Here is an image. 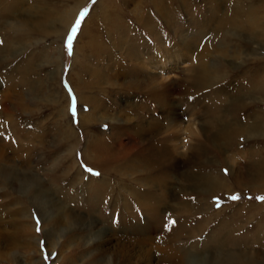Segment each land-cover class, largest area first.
Returning a JSON list of instances; mask_svg holds the SVG:
<instances>
[{"label":"rangeland","instance_id":"obj_1","mask_svg":"<svg viewBox=\"0 0 264 264\" xmlns=\"http://www.w3.org/2000/svg\"><path fill=\"white\" fill-rule=\"evenodd\" d=\"M14 1L18 4L11 8L12 0H0V18L8 16L11 9V15L2 20L6 22V27L2 25L0 19V49L5 47L6 41L13 43V52L11 51L5 61H0V158L6 159L5 163L7 162L9 166H12L11 168L15 169L14 171L20 176L18 178L20 181H22L21 177L27 176L31 177L34 183L30 184V190L25 193L26 191L17 189L18 179H16L17 186L9 184L6 186L1 183L0 178V264H106L107 262V264H114L113 250L118 247L126 250L129 246L133 247L132 244L137 247L141 255L126 264H168L165 261L166 258L170 256H173V259L176 256L178 258L183 249L187 250V254H191V263L194 258H202L205 261L203 264H213L211 260H214L217 254L215 246L219 240L220 243L223 240L228 243L221 254L231 252L257 256L259 264H264V201L257 199V197H264V187L258 185H264V180L255 181L258 183L255 186L258 187L256 190L251 188V181H249L259 174L258 170L261 167H264V138L238 135L227 144L226 141L217 138L219 125L241 123L239 125L244 127L252 123L253 116H264V102L257 105L251 103L250 100L257 96L258 91L248 100L246 99L248 96H244L249 95V90L254 88L255 85L251 83L255 79L258 80L259 85L262 84V77L250 79L254 76V70L260 71L263 68L264 53L260 56L263 57L262 63L256 60L258 57L251 55L255 52L257 45L261 46L264 43V38L254 39L251 38L252 35L241 33V31H236V35L233 33L231 35L229 32L225 37L221 30L216 36L217 24L213 17L210 19L212 9L208 8H213V6L209 3L207 5V2L203 0H171L173 3L167 0L166 16L163 19L158 12L159 4L156 0H125L126 3L120 4L119 9L121 10H118V14H122L125 30L128 31V28H131V32H125L128 38L132 37L138 50V46H141V57L149 56L151 61L166 65L171 53L177 54V50L187 53V62L184 65L183 63L171 64L167 72L162 71L164 67L156 69V72L158 71V74H155L156 81H159L155 83L158 88L169 84L173 86L170 98L173 96L171 100L172 104L174 102L175 109L173 111L172 107L164 106L161 98H156L154 102L149 100L146 87L152 83H149L151 78L148 79V76H152L153 70L150 66L144 65L149 62L145 61L146 59L144 62L142 59L137 62L132 61L131 56L125 55L123 50L118 51L117 48L114 52L112 50L113 60L105 54L97 55L96 53L92 54L90 59L88 57H91V54H87L86 61L90 64V71L87 72L89 75L81 74L80 77L83 80L80 79V81L91 85V88L90 90L83 88L80 91L83 98L90 97L93 103L87 104L85 101L80 109L73 80L68 79L70 72L73 71L75 43L88 20L87 36H84L82 43L88 42L89 34L93 32L92 36L96 37L99 43L102 42L107 47L112 45L108 37L114 33L111 27H116V15L106 23L108 26L106 24L100 26L96 20H103L101 17H103L106 4L98 8L101 0H96V2L95 0H84V4L76 11L63 40L60 41L54 34L43 37L35 34H19L16 37L7 30L9 23L14 22L12 19L16 15L28 14V11L36 7L40 9V14L44 15L67 14L73 9L76 1ZM223 1L218 14L215 15L217 19L220 16L226 20L229 14L231 19L238 18L240 21V16L232 15L235 4H241V8L246 7V10L251 8L249 12L264 15V1ZM78 2L80 3V0ZM85 8H88L89 12L84 19V16H79V13ZM94 13L91 24L92 19L90 18ZM204 14L207 15L205 18ZM78 17V22H82V26L74 39L73 54L68 56L66 37ZM222 39L225 40L222 41ZM220 40L225 48L222 54L216 50ZM26 45L30 47L27 51L24 50ZM185 46H188L187 52ZM53 49L62 50L58 56L56 55L59 58L58 66L54 59ZM219 61L224 65V71H222L224 78L219 79L217 84L211 86L212 88L209 87L211 89L199 88L192 78L191 70L205 63ZM141 66L145 68H139ZM137 68L143 70L145 76L135 73ZM91 70L112 75L115 82L120 85L119 88L116 87L118 91L114 92L113 82L105 81V84L104 82L98 84L96 79L91 78ZM55 71L60 73L56 81L54 80ZM118 71L127 72V75L116 79L115 74ZM133 78L138 83H133ZM65 84L71 87V95ZM134 85L137 88H134ZM63 92L69 99V103L66 97L65 100L62 97ZM219 93L222 95L219 96ZM72 95L76 97L75 115L72 113ZM215 96L216 98H213ZM214 105L217 106L215 109ZM165 113L167 115H164ZM80 114H82L81 117ZM82 116L84 119H81ZM88 119L96 122L92 123L93 125L89 123V126L84 128L82 123L87 124ZM205 122L208 124L205 125ZM212 124L216 127L212 128ZM70 132L76 135L75 139L74 136H67ZM64 133L65 135L61 136ZM113 133L122 137L120 138L121 143L127 147V151H130L129 148L134 146L135 141L139 142L131 154L141 162L138 163L141 173H137V179L140 182L135 181L134 183L133 179L126 175L117 176L118 173L106 178L95 169H93L94 172L100 175L87 173L86 168L89 166L82 160L83 151L94 141V135L108 139ZM158 140L163 141L161 145ZM168 143L175 145L176 148L173 146L169 148L171 145ZM167 149L173 159L168 161L170 156L165 158L166 160L162 158L158 162L160 167H157V170L152 171L149 165H145L147 163H142L143 159L144 162L150 159L153 150ZM71 152L72 155H70ZM147 152H149L148 155ZM161 166L165 169L164 171H161ZM225 169L228 170L227 174H225ZM153 174L156 175L153 176ZM210 176L218 178L226 186L216 193L204 196L203 181ZM235 177L241 179L239 180L240 185L236 184ZM163 178L167 179V186L158 185L152 186L153 188L150 186L151 181ZM100 185L101 193L96 190ZM133 190L135 194L136 192L137 195L141 194L139 195L141 198L149 200L150 197L146 207L138 205L137 198L131 193ZM234 194H239L241 198L238 201L228 199ZM217 198L221 203L219 208L216 207ZM127 206H130L129 209L133 207L134 211L127 215L126 220L124 219L129 226L126 229L125 223L119 222V217L122 208L126 210ZM156 206H159L157 210H155ZM42 208L46 210L45 214L42 213ZM63 211L68 219L67 223L61 220L56 222ZM37 216L42 223L40 233L35 230ZM70 216L73 218L72 221H69ZM161 217L164 221L160 219ZM171 221H175V224ZM186 222L187 231H184L183 225L182 229H179V224ZM200 223L204 224L203 227L195 230ZM135 226L147 232L135 236L132 231ZM151 226L156 228L155 231L149 229ZM110 228H115L124 236H111L109 231L113 230ZM95 234V239H90V235ZM55 239L61 241L59 240L58 243ZM106 240L111 242V245H105L111 252L103 261L99 258V249L94 248H96L95 244H102ZM232 240H235L234 243ZM42 241L44 242L43 247H41ZM241 244L245 247L240 246ZM46 253L48 259H45Z\"/></svg>","mask_w":264,"mask_h":264},{"label":"bare ground","instance_id":"obj_2","mask_svg":"<svg viewBox=\"0 0 264 264\" xmlns=\"http://www.w3.org/2000/svg\"><path fill=\"white\" fill-rule=\"evenodd\" d=\"M76 3H75V6L73 7V9H71V11L67 14H60V15H52V14H40V9L36 7V9H32L30 11H28V14H19V15H16L12 20L14 21L12 24L11 22L9 23L10 25L8 26V31L10 33H13V36L15 35L16 37H18L19 34H27V35H30V34H35L37 36H49L50 34H54L55 37H57L60 41L63 40V38L65 37V34L67 33V29L70 25V23L73 21V18L75 17L76 15V11L79 9L80 6H82L84 4V0H80V3L78 2V0H75ZM120 1V2H119ZM157 3L159 4L158 6V12L160 15V17L163 19L165 18V12H166V9H167V0H156ZM171 1V0H170ZM185 1V0H184ZM204 2H207V5L208 3L210 5L213 6V8L211 7H208L209 10L212 9V15H210V19H213L215 20V24H217V31H216V36H218V33H219V30H221L223 32V34H225L224 36L227 37L226 35L229 34V32L236 35L237 32L241 31V33H246L248 35H252L251 38H254V39H257L260 37L264 38V15L261 16V15H257L255 13H252V12H249L251 8H249V10H246V7L245 9L241 8V4L237 5L235 4L234 6V9H232V15L235 16V17H238L240 16V21L239 19H231V15L228 14V18H226V20L222 17H218V19L216 18L215 15L218 14V11L220 9V7L222 6V0H203ZM227 0H224L223 2H225ZM264 0H261L260 2H262ZM83 2V3H82ZM100 2V1H99ZM98 2V3H99ZM125 2V0H101V3L98 5V8L102 7V5H105L106 4V8L105 10L103 11V20H96V22L100 25V26H103L105 25L108 21L111 20L112 17H114L116 15L117 17V22L115 23L116 24V27H111L112 30H114V33L111 34V36L108 37L109 40H111L113 43L112 45L108 46L106 44H102L98 42V39L94 36H92V33L89 34V39H88V42L86 43H82V40L84 38V36L87 34V23H88V20L85 22L86 24H84V27L80 33V36L77 40V42L75 43V48H76V51H75V55H74V59H73V67H72V70L68 76V79L69 81H72L73 80V86H74V89H76V94L78 96V102H79V105H80V109H81V105L82 104H85V101L86 103L88 104H91L93 103V100L90 98V97H86V98H83V96H81V91L80 89H85V90H90L91 88V85L89 84H86L85 82H81V80H83L80 75L81 74H86L89 70V63L86 61V58H87V54H91V57H88V58H92V54L94 55L95 53L98 55V54H105L106 57H109L110 59L113 60V52H114V49L116 50V48L118 49V51H121L123 50L125 55L127 56H131L132 58H130L132 61H139L142 59V61L144 62V59H146L145 61L149 62L146 64H144L145 66H150L151 69L153 70V73H152V76H148V79L151 78V80H149V83L150 85H148L147 90V95L149 97V100L151 101H155V99L157 98H161L162 100V103L164 104V106L166 105V107H172V110L174 111V102L172 104V100L171 97L170 98V93L173 92V86L171 87V85L169 83V85H164V86H161V88L156 85L155 82H158L159 80L156 81L157 79V76L155 75L157 72H156V69H160L162 67H164V70L162 69V71H166L167 72V69L170 68L171 64L173 65H179V64H182L183 65L187 62V53L181 51V50H177V54L175 53H171L170 56H169V60L168 62H166V65L165 64H159V62H153L151 61V57L149 56H142L140 55V53H142V49H141V46H138L139 47V51L137 47H135V42L134 40H132L131 36L130 38H128L127 34L125 33L127 30H125V26H124V22H123V19H122V14H118V10L120 11L121 9L120 8V4ZM133 2V1H132ZM169 2V1H168ZM172 2V1H171ZM187 2V1H186ZM108 3V4H107ZM119 3V4H118ZM126 3V2H125ZM142 3V2H141ZM173 3V2H172ZM200 3V2H199ZM18 3H16L14 0H12V4H11V8L12 7H15ZM186 4V3H185ZM116 6V9L114 8ZM137 6V5H136ZM153 6V5H152ZM244 6V5H242ZM175 7V6H174ZM189 7V6H188ZM206 7V6H205ZM97 8V9H98ZM157 8V7H156ZM173 9V7H171ZM207 8V9H208ZM248 8V7H247ZM136 11V12H135ZM135 13H137V9H135ZM245 11H248V12H245ZM190 12V11H189ZM230 12V11H229ZM132 13V12H131ZM134 13V14H135ZM210 13V11L208 12ZM158 14V13H157ZM158 14V15H159ZM11 15V9L9 11V15H5L3 18H8L9 16ZM23 15V16H22ZM94 15L95 13L91 16L90 19H92L90 22L92 24L93 22V18H94ZM137 15V14H136ZM205 15V14H204ZM207 15L204 16V18L206 17ZM98 18V16H96ZM200 17V16H198ZM3 18L1 17V21L3 20ZM195 18V17H193ZM4 19V20H6ZM53 19H56V20H53ZM143 19V18H142ZM157 19V18H156ZM119 20V21H118ZM197 20V19H196ZM199 22L201 21L200 18L198 19ZM126 21V20H125ZM139 21V19H138ZM190 21V20H189ZM205 21V20H204ZM212 21V20H211ZM209 21V22H211ZM141 22H144V21H141ZM193 22V21H192ZM191 22V23H192ZM196 23V21H194ZM203 22V21H202ZM139 23V22H138ZM194 23V25H195ZM201 23V22H200ZM197 24V23H196ZM202 24V23H201ZM2 25L4 27H6V22L5 21H2ZM110 25V24H109ZM209 25V23H208ZM106 26H108L106 24ZM115 26V25H114ZM131 26V25H129ZM134 26V25H133ZM178 26V25H177ZM188 26V25H187ZM185 26V27H187ZM199 26V24H198ZM203 26V25H202ZM207 26V25H205ZM93 28V25L91 26ZM95 27V26H94ZM128 27V26H126ZM184 27V26H183ZM197 27V25H196ZM194 26V28H196ZM89 28V27H88ZM208 28V27H207ZM215 28V27H214ZM102 29V27H101ZM129 30L127 31L128 32H131V28L129 27L128 28ZM201 29V27H200ZM6 30V31H7ZM97 32H98V29H96ZM147 30V29H146ZM176 30V29H175ZM202 30V29H201ZM201 30H199L201 32ZM203 31V30H202ZM208 31V29H207ZM213 31V29H212ZM237 31V32H236ZM155 32V31H154ZM211 32V31H210ZM221 32V33H222ZM89 33V32H88ZM197 33H199L197 31ZM207 33V32H206ZM220 33V34H221ZM95 34V33H94ZM130 34V33H129ZM153 34V33H152ZM203 34V33H202ZM209 34V32H208ZM177 35V34H176ZM233 35V36H234ZM87 36V35H86ZM153 37V35H151ZM155 36V35H154ZM238 36V35H237ZM236 36V37H237ZM28 37V36H27ZM32 37V36H31ZM99 37V36H98ZM177 37V36H176ZM220 37V36H219ZM224 37V38H225ZM232 37V36H231ZM107 38V37H106ZM159 38V37H158ZM198 38V37H197ZM217 38V37H216ZM243 38V37H242ZM23 39V38H22ZM21 41H24L22 40ZM135 39V38H134ZM154 39V38H153ZM196 39V38H195ZM250 39V38H248ZM14 40V39H13ZM26 40V39H25ZM31 40V39H30ZM104 40V39H103ZM157 40V39H156ZM166 40V39H165ZM178 40V39H177ZM225 39H222V41H224ZM242 40V39H241ZM262 40V39H261ZM172 41V40H171ZM183 41V40H182ZM193 41V40H192ZM199 41V40H198ZM221 40L218 42L219 45H217L216 47V50L220 51L221 54L225 52V48L224 45L222 46L221 45ZM244 41V40H243ZM254 41V40H253ZM179 42V41H178ZM181 42V41H180ZM250 42V41H249ZM256 43V42H255ZM13 44V43H12ZM12 44L9 43V42H5V47H3L2 49H0V61H5L7 59V56H9V54L11 53V51L13 52L12 50ZM146 44V43H145ZM181 44H184L181 42ZM259 44V43H258ZM34 45V44H32ZM139 45H142V44H139ZM147 45V44H146ZM186 45V44H185ZM261 45V44H260ZM36 47V45H35ZM164 47V46H163ZM169 47V46H168ZM186 47V46H185ZM184 47V48H185ZM30 47H28V45L25 46L24 50L27 51ZM34 48V47H33ZM74 48V49H75ZM152 48V47H151ZM162 48V47H161ZM180 48V47H179ZM187 48L188 46L185 48L186 52H187ZM183 49V48H182ZM113 50V52H112ZM174 50V49H173ZM62 50L61 49H53V54H55V62H56V65L58 66L59 65V61H58V57H56V55L58 56L59 55V52H61ZM122 51V52H123ZM147 51V50H145ZM217 51V52H218ZM229 51V50H228ZM155 52V51H154ZM157 52V51H156ZM169 52V51H168ZM161 53V52H160ZM190 53V52H189ZM264 53V43H262L261 46L257 45L256 46V50L255 52L251 55V56H256L258 58H256L257 61L261 62L262 63V59L263 57H260L262 56ZM222 56V55H221ZM224 56V55H223ZM246 56V55H245ZM104 57V56H103ZM155 59V58H154ZM111 60V61H112ZM161 60V59H160ZM163 60V59H162ZM246 60V59H245ZM131 62V61H130ZM133 63V62H131ZM141 64V63H140ZM224 64V63H223ZM264 64V61L263 63ZM137 65V64H135ZM145 66H141L139 68H145ZM108 67V66H106ZM114 67V65H113ZM128 67V66H127ZM134 67V66H133ZM224 65H222V63L219 61V62H216V63H205V64H202V66H199V67H196L194 69H192V73H193V76L192 78L195 80V83L199 86V88H209V87H213V85L217 84L218 83V80L219 79H223L224 76H223V73L222 71H224L223 68ZM229 67V66H228ZM121 68V67H120ZM137 68V70H135V73L137 72V74H143V70ZM187 68V67H186ZM193 68V67H192ZM256 68V67H255ZM105 69V68H104ZM132 69V68H130ZM177 69V68H176ZM141 70V71H140ZM151 70V71H152ZM175 70V69H174ZM94 71V70H93ZM108 71V70H106ZM114 71V70H112ZM134 71V70H133ZM226 71V70H225ZM92 72V70H91ZM90 72V73H91ZM186 72V71H185ZM227 72V71H226ZM233 72V71H232ZM255 72V73H254ZM114 73V72H113ZM146 73V72H145ZM254 73V78L252 77L250 80H254L255 78H259V77H262V84H258L257 81L258 80H254L253 83L251 84H254L255 86H253L254 88L253 89H250L249 92L250 94L249 95H244V96H248V98H246L247 100L251 98V96L256 95L257 93V96L255 97H252L250 100H251V103L253 104H257L259 105L260 103L263 104L264 102V65H263V68H261V70H254L253 71ZM88 74V73H87ZM115 74V73H114ZM134 74V72L132 73ZM136 74V75H137ZM148 74V73H147ZM158 74V73H157ZM182 74V73H181ZM188 74V73H187ZM227 74V73H226ZM84 75H82L84 77ZM89 75V74H88ZM123 75H127V72H124V71H118V73L116 72L115 74V77L116 79H119L120 77H123ZM171 75V74H170ZM229 75V74H228ZM143 76H145L143 74ZM184 76V75H183ZM60 77V73L59 71H55V75H54V80L56 81L57 79H59ZM163 77V76H162ZM91 78H94V80L96 79L98 81V84H101L102 82H104L105 84V81L106 82H113V90L114 92L116 93L118 90L117 88L120 87L119 83L115 82V79L114 77H112V75L108 74H104L102 73L101 71H96L95 72H92L91 74ZM231 78V77H230ZM233 78V77H232ZM145 79V78H144ZM172 79V78H171ZM186 79V77H185ZM228 79V78H227ZM76 82H75V81ZM79 80V81H78ZM130 80V79H129ZM132 80V79H131ZM170 80V79H169ZM249 80V81H250ZM174 81V80H172ZM221 81V80H220ZM122 82L124 83L125 81L122 80ZM171 82V81H170ZM133 83H138L136 79L133 78ZM172 83V82H171ZM220 83V82H219ZM223 83V82H222ZM240 83V82H239ZM249 83V82H248ZM125 84V83H124ZM173 84V83H172ZM250 84V83H249ZM96 85V84H95ZM192 85V84H191ZM229 85V84H228ZM94 86V85H93ZM117 87V88H116ZM136 86L134 85V88ZM176 87V86H174ZM211 87V88H212ZM95 88V87H93ZM123 88H126V87H123ZM131 88V86L129 87V89ZM137 88V87H136ZM143 88V87H142ZM209 88V89H211ZM57 89V87H56ZM223 88H221L222 90ZM226 89V88H225ZM247 89V88H246ZM217 90V89H216ZM204 91V90H203ZM208 91V89H207ZM210 91V90H209ZM214 91V90H213ZM242 91V90H241ZM245 91V90H244ZM258 91V92H257ZM83 92V91H82ZM215 92V91H214ZM223 92H225V90L223 89ZM240 92V91H238ZM257 92V93H256ZM129 93V92H128ZM175 93V92H174ZM213 93V92H212ZM218 94V92L216 93ZM215 94V95H216ZM220 94L222 95V93H219V96ZM230 94V93H229ZM238 94V93H237ZM83 95V94H82ZM146 95V96H147ZM205 95V94H204ZM211 95V94H210ZM240 95V94H239ZM203 96V95H201ZM206 96V95H205ZM213 96V95H212ZM217 96V95H216ZM213 97V98H216ZM225 96V95H223ZM227 96V95H226ZM62 97L64 98L65 100V97L66 95L62 94ZM147 97V98H148ZM205 98V97H204ZM236 98V97H235ZM212 99V98H211ZM219 99V97H218ZM223 99V98H222ZM221 99V100H222ZM66 100L67 103H69V99L66 97ZM160 100V101H161ZM228 100V99H227ZM231 100V99H230ZM237 100V99H236ZM245 100V99H244ZM171 101V102H170ZM208 101V100H207ZM212 101V100H211ZM224 101H225V98H224ZM228 102V101H227ZM234 102V101H233ZM237 102V101H236ZM115 103V102H114ZM157 103V102H156ZM248 103V102H247ZM236 104V103H235ZM130 105V104H129ZM141 105V104H140ZM143 105V104H142ZM146 105V104H145ZM169 105V106H168ZM217 105V104H216ZM216 105H214V109L215 107H217ZM227 105V104H226ZM242 105V103H241ZM256 105V106H257ZM245 106V105H244ZM148 107V105H147ZM208 107V106H206ZM211 107V106H210ZM221 107V106H219ZM246 107V106H245ZM224 108V107H223ZM237 108V107H236ZM250 108V107H249ZM213 109V108H212ZM211 109V110H212ZM227 109V108H226ZM244 109V107H243ZM220 110V109H218ZM222 110V109H221ZM230 110V109H229ZM80 111V110H79ZM182 111V110H181ZM234 111V110H233ZM81 112V111H80ZM164 112V111H163ZM178 112V111H177ZM230 112V111H229ZM260 112V111H259ZM173 113V112H172ZM211 113V112H210ZM231 113V112H230ZM233 113V112H232ZM231 113V114H232ZM212 114V113H211ZM226 114V113H225ZM82 114H80L79 116L81 117ZM164 115H167L166 113ZM169 115V114H168ZM173 115H175L173 113ZM181 116V114H179ZM213 115V114H212ZM234 115V114H232ZM237 115V114H236ZM171 117H172V114H171ZM174 117V116H173ZM214 117V116H213ZM212 117V118H213ZM230 117V116H229ZM235 117V116H234ZM240 117V116H239ZM250 118V117H249ZM81 119H84L83 116ZM171 119V118H170ZM252 123L250 125H247V126H242V125H239L241 123H232V124H223V125H219V129H218V136L217 138H220L221 140L223 141H226L225 143H230L233 139H235L236 136L238 135H250V136H255V137H263L264 138V116L263 115H260V116H253L252 118ZM86 120V119H85ZM213 120V119H212ZM216 120V119H215ZM236 120V119H235ZM159 121V120H157ZM170 121V120H168ZM177 121V120H176ZM211 121V120H210ZM209 121V122H210ZM219 121V120H218ZM87 124H83V127L85 128L86 126H89V123L90 124H94V120H90L88 119L87 120ZM153 122V121H152ZM173 122V120H172ZM208 122V121H207ZM231 122V121H230ZM176 123V122H175ZM221 123V122H220ZM92 124V125H93ZM162 124V123H161ZM168 124V123H167ZM170 124V123H169ZM174 124V122H173ZM208 124V123H207ZM206 122H205V125H207ZM216 124V123H215ZM218 124V123H217ZM149 125V124H148ZM155 126V125H154ZM168 126V125H167ZM139 127V126H138ZM143 127V126H142ZM149 127V126H148ZM156 127V126H155ZM161 127V126H160ZM210 127V126H209ZM216 126L214 124H212V128H215ZM163 128V127H162ZM218 128V127H217ZM123 130V129H122ZM159 131V130H158ZM165 131V130H163ZM174 131V130H173ZM184 131V130H183ZM191 131V130H190ZM149 132V131H148ZM147 132V133H148ZM180 132V131H179ZM131 133V132H130ZM129 133V134H130ZM136 133V132H135ZM134 133V134H135ZM139 133V132H137ZM163 133V132H161ZM159 134V133H158ZM165 134V133H164ZM167 134V133H166ZM216 134V133H215ZM65 135L62 134L61 136ZM132 135V134H131ZM140 135V133H139ZM145 135V134H144ZM149 135V134H148ZM160 135V134H159ZM195 135V134H194ZM217 135V134H216ZM215 135V136H216ZM68 137H72L74 136V134L72 132H70L68 135ZM92 136V135H91ZM65 137V136H64ZM148 137V136H147ZM242 137V136H241ZM76 138V135L74 136V139ZM94 138V141H92L87 147L86 149L83 151V161L92 169H95L96 171H99L100 174L103 176V177H106L108 178V176H111L115 173H118L117 176L120 174V175H126L128 176L129 178L133 179L134 183L135 181H139L137 178V173H141L140 171V167H139V159L137 160V158H135L133 156V154H131L132 150L137 146V142L136 141L134 142V146H132L131 148H129L130 151H127V147H125V145L123 143H121V139L122 137H120L119 135H115V133L111 134L110 137L107 138H100L99 136H93ZM121 138V139H120ZM174 138V137H173ZM151 139V138H150ZM171 139V138H170ZM254 139V138H253ZM162 140V139H161ZM183 140V139H182ZM219 140V139H218ZM150 141V140H149ZM160 141V140H158ZM144 142V140H143ZM163 142V141H162ZM160 141V145L162 143ZM170 142V141H168ZM220 142V141H218ZM166 144V142H164ZM177 143V142H176ZM130 144V143H129ZM169 144V143H168ZM167 144V145H168ZM159 145V144H158ZM166 145V146H167ZM171 145L169 148H173L175 147V145H172V144H169ZM131 146V145H130ZM157 146V145H156ZM173 146V147H172ZM155 147V146H153ZM167 148V147H165ZM176 148V147H175ZM183 148V147H182ZM125 149V151H124ZM151 149V148H150ZM174 150V149H173ZM196 150V149H195ZM124 151V152H123ZM151 151V150H150ZM205 152V150H203ZM146 152V151H145ZM154 152V153H153ZM152 155L150 154V159H148V161L144 162L145 160L143 159V162L142 163H147L145 165H149L150 168H152V171H155L157 170V167L159 168L160 166H158V162L163 158L164 160H166L165 158H168V156H170L169 159H167L168 161H172L173 159V156L171 155V153H169L168 149L167 150H153ZM202 152V151H201ZM203 152V154H204ZM149 152H147V155H148ZM140 154V153H139ZM70 155H72V152L70 153ZM74 155V154H73ZM138 155V154H137ZM142 155V153H141ZM146 155V154H145ZM140 157V156H138ZM68 158V157H67ZM196 159V158H195ZM4 159H2V157L0 158V178H1V183L4 184V185H14V186H17V184L19 183V187L17 189H20L22 190L23 192L26 191L25 193H27L29 190H30V184L33 185L34 183V180L31 178V177H21V180L20 181L18 178L20 177L18 175L17 172H15L13 168H11L12 166H9V164L6 162L5 163V160L3 161ZM8 160V159H7ZM201 160V159H200ZM255 160V159H254ZM75 163V162H74ZM141 163V162H140ZM177 163V162H176ZM203 163V162H202ZM204 164V163H203ZM75 165V164H74ZM202 165V164H201ZM153 166V167H152ZM71 167V166H70ZM147 168V167H146ZM166 168V167H165ZM168 169V168H167ZM177 169V168H176ZM79 170V169H78ZM160 170V169H159ZM165 169L163 168V166H161V171H164ZM175 170V169H174ZM179 170V169H178ZM177 170V171H178ZM259 174L258 175H255L252 179H250L249 181H251V188L252 189H258V187H255L257 186L255 181H263L264 180V167H261L259 170H258ZM77 172V171H76ZM79 172V171H78ZM114 172V173H113ZM150 172V171H149ZM158 172V171H157ZM20 173V172H19ZM247 173V172H246ZM250 173V172H249ZM80 174V173H78ZM157 174V173H156ZM155 174V175H156ZM163 174V173H162ZM134 175V177H132ZM153 174V176H155ZM159 175V174H158ZM161 175V174H160ZM116 176V175H115ZM114 176V177H115ZM116 176V177H117ZM150 176V175H149ZM153 176H150V177H153ZM244 176V174H243ZM124 177V176H123ZM149 177V178H150ZM240 177V176H239ZM236 178L235 177V182L236 184L240 185V181L241 179L240 178ZM157 178V177H156ZM160 178V177H159ZM234 178V177H233ZM16 179H18V183L16 182ZM104 180H106L104 178ZM118 180V179H117ZM149 180V179H148ZM185 180V179H184ZM240 180V181H239ZM254 181V182H253ZM140 182V181H139ZM204 189H203V195H207V194H212V193H216L219 189H221L222 187H225L226 185H224L222 182H220V180H218V178H214L212 176L210 177H207L204 179ZM110 183V182H109ZM250 183V182H249ZM111 184V183H110ZM144 184V183H143ZM242 184V182H241ZM93 185V184H92ZM147 185V183H146ZM160 185L161 187H164V186H167V179L163 178V179H158V180H153L151 181V187L154 186H158ZM259 186L261 187H264V185L262 184H258ZM30 186V187H29ZM119 186V185H118ZM123 186V185H121ZM149 186V187H150ZM159 186V187H160ZM243 186V185H242ZM135 187V186H134ZM150 187V189H151ZM146 188V186H145ZM153 188V187H152ZM168 188V187H167ZM88 189V188H87ZM116 189V188H115ZM120 189V187L118 188ZM97 192L99 190V193H101V185L100 187L98 186L96 188ZM95 190V192H96ZM111 191V190H110ZM151 191V190H150ZM162 191V190H161ZM165 191V190H164ZM171 191V190H170ZM174 191V190H173ZM91 192V191H90ZM148 193V191H146ZM151 192H154V191H151ZM113 193V192H112ZM132 194L135 195V197L137 198L138 200V205L140 207H146V203L150 200V197H149V200L146 198H141L139 197V195L141 196V194H138L137 195V192L135 194L134 190L131 191ZM130 193V194H131ZM140 193V192H139ZM156 193V192H155ZM145 194V193H144ZM150 194V193H148ZM147 194V195H148ZM166 194V193H165ZM151 195V194H150ZM158 195V193H157ZM102 196V195H101ZM100 196V197H101ZM142 196H144L142 194ZM156 197V195H154ZM153 196V197H154ZM161 196V195H159ZM163 196V195H162ZM161 196V197H162ZM146 197V196H144ZM172 197V196H171ZM134 198V197H133ZM155 199V198H154ZM136 200V199H135ZM152 200V198H151ZM170 200V199H169ZM203 200V198H202ZM75 201V199H74ZM114 201V200H113ZM206 201V200H205ZM48 202V201H47ZM152 203V202H151ZM154 203V202H153ZM156 203V202H155ZM56 204V203H55ZM54 204V205H55ZM58 204V203H57ZM127 204V203H126ZM130 204V203H129ZM128 204V205H129ZM134 204V203H133ZM150 204V203H149ZM164 204V203H163ZM166 204V203H165ZM204 204V203H203ZM202 204V205H203ZM60 205V204H59ZM122 205V204H121ZM148 205V204H147ZM205 205V204H204ZM155 206V205H154ZM165 206V205H164ZM53 207V206H51ZM130 206H127L126 210L122 208V211L120 213V217H119V222H124L125 223V227L126 229L129 228L128 226V222L126 223L124 221V219L126 220V217L127 215H129L130 213L132 214V212L134 211L133 210V207L132 209L130 210L129 209ZM159 206H156L155 210L158 209ZM208 207V205H207ZM44 208H47V207H44ZM42 208V213L45 214L46 210ZM117 208V207H116ZM187 208V207H186ZM146 209V208H145ZM150 209V208H149ZM148 209V210H149ZM201 209V208H200ZM209 209V207H208ZM89 210V209H88ZM154 210V211H155ZM199 210V209H198ZM60 211V210H58ZM90 211V210H89ZM147 211V210H146ZM188 211V209H187ZM52 212V211H51ZM65 212H61L60 213V217H58L59 219L56 220V222L59 220H61L62 222H65L67 223V217L66 215L64 214ZM195 213H197L195 211ZM48 214V212H47ZM44 217L46 215H43ZM192 216V215H191ZM51 218V217H50ZM48 219V218H47ZM54 219V218H53ZM72 217L70 216L69 217V221H72ZM131 219V218H130ZM160 219H163L164 221V218L161 217ZM54 221V220H53ZM202 222V221H201ZM55 223V222H54ZM64 223V224H65ZM203 223V222H202ZM153 225V224H152ZM182 225H183V229L184 231H187V222L184 223V224H179V229H182ZM204 225V224H203ZM203 225L200 223V225H197V227H195V230L197 229H201L203 227ZM54 226V225H53ZM67 226V225H66ZM134 226V225H133ZM57 227V226H56ZM61 227V226H60ZM54 228V227H53ZM138 226H135L132 228V231L133 233L135 234V236L137 235H141L142 233H146L147 231H143L141 229H137ZM57 229V228H56ZM111 230L113 231H109V233L111 234V236H124V234L122 232H119L117 231L115 228H110ZM150 230L152 231H155L154 229V226H151L149 227ZM51 233L52 232H55V231H50ZM60 232V231H59ZM114 232V233H113ZM51 233H49V235H52ZM108 233V234H109ZM96 236L95 235H90V239L91 238H94ZM56 237V235H55ZM59 237V236H58ZM52 238V237H51ZM50 239V238H49ZM95 239V238H94ZM47 240V239H46ZM56 240V239H55ZM60 240V239H59ZM58 240V241H59ZM136 241H138L137 239H135ZM52 241V240H51ZM57 241V240H56ZM57 241V242H58ZM61 241V240H60ZM88 241V239H87ZM86 241V242H87ZM93 241V240H92ZM224 241V240H223ZM221 241L220 243V240L219 242L216 243V246H215V249H217V254L215 255L214 257V260H211L213 264H259V260H258V257L257 256H250V255H247V254H235V253H231V252H227L226 254H224V252L221 254V251L225 250L226 248V243L225 241L223 242ZM235 240H232V242L234 243ZM89 242V241H88ZM50 243V242H48ZM59 243V242H58ZM95 243V242H94ZM98 243V241H97ZM224 243V244H223ZM91 244V243H90ZM93 244V243H92ZM108 244V245H111V242L110 240H106L104 242H102V244H95V247L94 249H99V258H101V260H105V258L108 256V254L111 252L109 249H107V247H105V245ZM228 244V243H227ZM248 244V243H246ZM50 245V244H49ZM94 245V244H93ZM243 244H241L240 246H242ZM251 245V244H250ZM56 246V245H55ZM133 247H128L126 250L120 247H118V249H114L113 251V254H112V261H114V264H126V263H129L132 259H136L138 257H140L141 253L138 251V249H136L137 247L132 244ZM49 247L52 248V246L50 245ZM243 247H245V245H243ZM126 248V247H125ZM221 254V255H220ZM98 255V254H97ZM175 255V254H174ZM179 255V254H178ZM96 256V254H95ZM142 257V256H141ZM177 257V256H176ZM174 257L175 259H173V256H170L168 258H166V262H168V264H203L204 259L202 258H194V261H192V263L190 262V258L192 257L191 254H187V250L183 249V251L181 252L180 256L178 258ZM196 257V256H195ZM94 259V258H93ZM111 259V258H110ZM140 259V258H139ZM164 259V258H163ZM162 259V260H163ZM96 260V259H95ZM116 261V262H115ZM103 263V262H102ZM108 263V262H107ZM106 263V264H107ZM110 263V262H109ZM112 263V262H111ZM209 264V263H208Z\"/></svg>","mask_w":264,"mask_h":264},{"label":"snow or ice","instance_id":"obj_3","mask_svg":"<svg viewBox=\"0 0 264 264\" xmlns=\"http://www.w3.org/2000/svg\"><path fill=\"white\" fill-rule=\"evenodd\" d=\"M95 2H96V0H95ZM88 12H89V9L85 8L79 13V16L83 15L84 19H85V16L88 14ZM78 21H79V17L75 20L74 25L71 27L70 32H69V34L66 37V48H67L68 56H72V54H73L74 39L77 37L78 30L82 26V22H78ZM65 87L67 88L69 94L71 95L72 94L71 87L69 85H67V84H65ZM72 113H73V115L76 114V97L74 95H72ZM86 171H87V173L92 174V175H97V176L100 175L98 172H94V170L92 168H90V167L86 168ZM224 171H225V174H227L228 170L225 169ZM240 198L241 197H240L239 194H234V195H231L230 197H228V199H230L231 201H238ZM250 199H251V197H250ZM257 199H259L261 201H264V197H257ZM216 207L217 208L221 207V203L219 202L218 198H217V201H216ZM35 223H36V229L35 230H36L37 233H40L42 231V223H41V220H40V218L38 216L35 218ZM171 223L175 224V221H171ZM43 246H44V242L42 241L41 242V247H43ZM45 259H48V254L47 253L45 254Z\"/></svg>","mask_w":264,"mask_h":264}]
</instances>
